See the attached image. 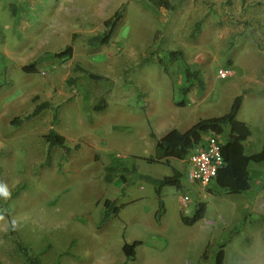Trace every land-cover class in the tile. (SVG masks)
<instances>
[{
  "label": "rangeland",
  "instance_id": "1",
  "mask_svg": "<svg viewBox=\"0 0 264 264\" xmlns=\"http://www.w3.org/2000/svg\"><path fill=\"white\" fill-rule=\"evenodd\" d=\"M167 1L0 0V184L11 193L0 196V264H29L18 245L41 264H214L220 245L223 264H264V164L261 188L225 193L214 181L189 180L185 160H160L149 136L222 115L242 94L237 118L264 137V0ZM119 9L109 43L89 45ZM68 44L72 54L56 56ZM175 49L183 58L168 64ZM29 63L37 70L21 69ZM185 66L201 82L182 107ZM219 68L231 74L220 77ZM101 99L105 108L95 111ZM43 101L39 114L11 123ZM51 128L68 152L55 146L47 155ZM253 144L246 153L263 141ZM175 168L182 186L162 187L160 213L154 185L140 175L159 179ZM106 199L119 210L102 223ZM199 201L204 217L182 223ZM133 240L141 243L127 260L121 246Z\"/></svg>",
  "mask_w": 264,
  "mask_h": 264
},
{
  "label": "trees",
  "instance_id": "2",
  "mask_svg": "<svg viewBox=\"0 0 264 264\" xmlns=\"http://www.w3.org/2000/svg\"><path fill=\"white\" fill-rule=\"evenodd\" d=\"M158 5L168 7L167 0H152ZM122 17V9L116 10L113 15L104 20L106 29L98 35H93L87 39V43L93 47L99 45H106L109 43L115 28L117 27ZM200 22L195 23L191 36H195L197 31L200 30ZM72 54V45H66L62 50L56 53V56L62 57L65 55L70 56ZM183 51L180 49L169 50L167 52L168 64H172L183 58ZM158 62L163 63V58L158 59ZM23 71L34 72L36 66L34 63L25 64L21 67ZM165 69V68H164ZM87 73L92 79H99L101 75H95L88 73L86 70H82ZM184 81L186 85L181 88L184 95L188 93L194 84H199V71L191 69L189 66H185L183 70ZM243 96L238 94L234 97L229 110L219 116H212L201 118L193 123L189 128L184 131H180L176 128L169 129L160 137H157L152 130H150L149 136L154 139L155 147L160 151L161 155L165 158L185 159L189 152L196 146L203 143L204 136L207 134L219 135L224 132L227 127V133L224 140L221 142L220 151L222 154L223 164L217 169L216 176L213 181L215 186L225 193L240 194L250 187V176L248 172V163L253 162H264V145L262 149L255 154L245 155L243 152L242 141L247 138L250 134L249 126L245 121L237 118L238 110L242 104ZM178 106H184V98L175 102ZM49 106L48 101H43L35 105L33 110L25 115L24 117H14L11 120L13 125H19L24 120L29 119L39 114L43 109ZM105 108V101L101 99L98 101L93 109L100 111ZM43 138L47 143V155H50V151L53 147H63L66 152L69 151V147L66 145L65 137L58 133L53 128L49 129L43 134ZM74 147H77L75 145ZM148 162H157L158 159L153 157L146 158ZM181 177L180 171L174 169L173 174L164 176L162 178H154L149 175H140V178H144L154 185L155 192L159 199V212L164 211V204L161 198V189L164 185H174L177 189L181 188ZM106 180L110 181L112 176L105 175ZM212 181V182H213ZM123 204L120 205L122 207ZM104 215L101 222H105L106 219L111 215L118 213L119 207L115 206V202L110 199L104 201ZM206 204L205 202L195 203L194 210L191 215L180 214L182 223L191 225L202 219L205 215ZM140 240H133L131 242H124L121 246L122 253L126 259H133L136 254V246L140 244ZM19 250L29 264H41L39 259L28 251L26 247L18 245ZM224 249L220 245L214 256V264H223L224 261ZM205 256V255H204Z\"/></svg>",
  "mask_w": 264,
  "mask_h": 264
},
{
  "label": "built area",
  "instance_id": "3",
  "mask_svg": "<svg viewBox=\"0 0 264 264\" xmlns=\"http://www.w3.org/2000/svg\"><path fill=\"white\" fill-rule=\"evenodd\" d=\"M217 73L220 77H226L231 74L230 69L219 68ZM221 141L215 134H207L203 143L192 149L185 161L189 167V179L202 186L208 185L216 176L217 169L223 164L222 154L220 151ZM187 196L181 198V203L186 204Z\"/></svg>",
  "mask_w": 264,
  "mask_h": 264
},
{
  "label": "crops",
  "instance_id": "4",
  "mask_svg": "<svg viewBox=\"0 0 264 264\" xmlns=\"http://www.w3.org/2000/svg\"><path fill=\"white\" fill-rule=\"evenodd\" d=\"M184 102H185V105H184V107H186V105H188V103L189 102H192V96L190 95V93L188 92V93H186V95L184 96ZM263 106H264V104H263ZM183 107V106H182ZM263 122H264V118H263ZM172 125H174V124H172ZM248 125V124H247ZM249 126V125H248ZM249 129H250V134L247 136V138L246 139H244L243 141H242V145H243V152H244V154L245 155H252V154H255V153H258L261 149H262V147H263V145H264V137L263 136H259V135H257L256 133L259 131H255V132H252V129L250 128V126H249ZM152 130V129H151ZM153 131V130H152ZM154 132V134L156 135V133H155V131H153ZM223 134V133H222ZM222 134H219V135H217L218 136V138L222 135ZM257 139H260L261 141H263V144L261 145V148L258 150V151H256V152H253V153H246L245 152V149L246 148H251L254 144V142L257 140ZM158 157L160 158V160L162 159V158H165V157H163L162 155H161V153H159V155H158ZM166 160L165 161H168V158H165ZM181 160H185V159H181ZM251 162H253V161H250L249 163H248V172H249V176H250V180H249V182H250V187H249V189L248 190H254V188L256 189V188H261L262 187V185H261V181L259 180V178L261 177V175L260 174H258L259 173V169L260 168H258V164L259 165H261V164H264V162H262V161H259V162H255L256 164H257V166L256 167H254V166H251L252 167V169H249V164L251 163ZM254 163V164H255ZM250 167V168H251ZM176 170H178V168H175ZM188 170V169H187ZM187 174H188V171H187ZM251 176H253V178H251ZM190 180V179H189ZM253 183V184H252ZM264 187V186H263ZM248 190H246V191H248ZM245 192V191H244ZM243 193V192H242ZM263 195H264V193H263ZM111 200V199H110ZM263 200V199H262ZM261 200V201H262ZM103 217V216H102Z\"/></svg>",
  "mask_w": 264,
  "mask_h": 264
},
{
  "label": "clouds",
  "instance_id": "5",
  "mask_svg": "<svg viewBox=\"0 0 264 264\" xmlns=\"http://www.w3.org/2000/svg\"><path fill=\"white\" fill-rule=\"evenodd\" d=\"M11 193L9 192L6 185L0 184V196L5 198L10 197ZM13 226H15V221H13Z\"/></svg>",
  "mask_w": 264,
  "mask_h": 264
}]
</instances>
